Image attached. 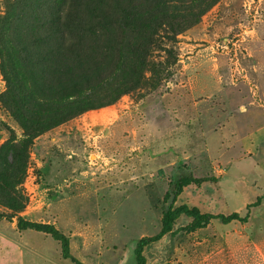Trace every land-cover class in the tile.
<instances>
[{
	"label": "rangeland",
	"instance_id": "1",
	"mask_svg": "<svg viewBox=\"0 0 264 264\" xmlns=\"http://www.w3.org/2000/svg\"><path fill=\"white\" fill-rule=\"evenodd\" d=\"M15 1L0 0V19ZM169 4L185 19L162 33L139 89L30 144L3 98L0 60V213L15 217L0 221V264H71L48 236L18 231L17 217L53 225L82 264H134L136 243L159 232L169 208L244 217L258 198L245 224L187 233L180 218L144 257L264 264V0ZM157 66L165 72L153 82ZM184 176L215 182L163 200Z\"/></svg>",
	"mask_w": 264,
	"mask_h": 264
},
{
	"label": "trees",
	"instance_id": "2",
	"mask_svg": "<svg viewBox=\"0 0 264 264\" xmlns=\"http://www.w3.org/2000/svg\"><path fill=\"white\" fill-rule=\"evenodd\" d=\"M175 8L169 0H16L0 19L1 73L7 85L3 98L29 144L48 130L138 90L142 68L152 50L159 49L162 33L173 34L175 24L185 19ZM157 68L153 82L165 72ZM100 91H107L109 100L97 97ZM207 182L215 181L173 179L163 200ZM260 201L246 206L244 217L201 213L186 205L169 208L162 213L159 232L136 243L134 264H146L144 250L172 236L180 218L190 221L183 229L187 233L205 229L212 221L245 224ZM13 218L0 213V221ZM16 229L48 236L59 244L63 260L82 264L71 256L69 238L53 225L17 217Z\"/></svg>",
	"mask_w": 264,
	"mask_h": 264
}]
</instances>
